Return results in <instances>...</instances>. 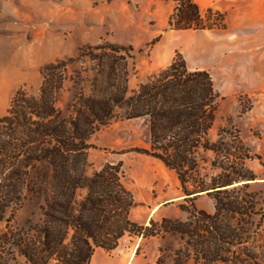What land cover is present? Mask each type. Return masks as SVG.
<instances>
[{"label": "trees", "instance_id": "obj_1", "mask_svg": "<svg viewBox=\"0 0 264 264\" xmlns=\"http://www.w3.org/2000/svg\"><path fill=\"white\" fill-rule=\"evenodd\" d=\"M213 14L207 12L208 20ZM168 26L176 31L219 28L192 0H176ZM133 52L132 46L111 42L84 46L76 57L41 68L38 95L22 89L13 97L0 118V264H90L97 249L112 252L125 236L185 235L199 216L217 226L225 214L255 213L247 193L231 199L236 189L228 190L255 179L244 170L250 153L238 135L226 142L224 130L210 139L222 99L211 74L191 70L178 55L130 93ZM68 82L78 84L80 92L65 115L58 101ZM116 120H144L148 147L133 151L176 173L185 200L192 203L191 209L181 206L190 214L188 222H133L135 200L124 184L121 162L85 175L92 137ZM208 152L214 157L206 161ZM202 162L216 174L201 173ZM79 189L86 195L77 201ZM202 194L215 200L213 216L194 204ZM38 199L37 219L18 225L16 213L27 200Z\"/></svg>", "mask_w": 264, "mask_h": 264}, {"label": "rangeland", "instance_id": "obj_2", "mask_svg": "<svg viewBox=\"0 0 264 264\" xmlns=\"http://www.w3.org/2000/svg\"><path fill=\"white\" fill-rule=\"evenodd\" d=\"M175 6L176 0H0V118L19 90L38 95L42 67L74 58L84 46L111 42L134 48L129 66L130 93L181 55L191 70L210 72L222 97L210 139L217 140L224 130L226 142L238 135L250 153L244 170L255 179L235 183L228 190L236 189L231 199L247 193L255 213L244 218L225 214L217 226L199 216L185 235L167 233L148 239L125 236L117 251L143 253L147 264H264V83L248 81L233 91L226 67L221 66L231 54L226 44L231 41L223 35L224 14L214 13L209 20L204 15L207 22L219 24L214 29L219 31L216 37L208 32L212 30L176 31L168 26ZM208 41L217 45L216 52L209 51ZM69 71L73 75L72 69ZM79 92L78 84L66 83L58 101L65 115ZM148 141L144 120L112 121L92 137L85 175L91 177L106 163L121 162L124 184L135 200L131 212L134 221L145 226L151 220L188 222L190 214L181 206L191 209L192 203L185 197L164 212L152 213L159 201L183 193L174 171L133 151L147 148ZM204 155L206 161L214 157L211 152ZM200 172L216 174L210 171L209 162L201 163ZM85 195L86 190L79 189L77 201ZM202 195L194 204L213 216L215 200ZM41 204L40 199L27 200L16 213V223L24 225L37 219ZM3 225L0 222V229Z\"/></svg>", "mask_w": 264, "mask_h": 264}, {"label": "crops", "instance_id": "obj_3", "mask_svg": "<svg viewBox=\"0 0 264 264\" xmlns=\"http://www.w3.org/2000/svg\"><path fill=\"white\" fill-rule=\"evenodd\" d=\"M192 1L199 7L203 16L206 15L209 10H211L213 13L224 14L226 28L223 31V35L226 37V39H230L231 41L230 45L229 43H226L231 49V54L226 56L229 58L224 60L223 62L225 64L221 66L226 67L224 72L232 83V90L238 91L240 87L243 86L244 83H248V81L255 85L263 84L264 0ZM208 32L212 33V35L215 37L219 34V31L214 30ZM207 46L210 52L217 51V45L213 41H208ZM202 197H204V195H201L196 200V202L202 199ZM180 199H184L183 194L176 197L168 196L159 201L157 205L153 207L152 213L156 211L164 212V210L168 209L174 201ZM131 220L135 223L138 222L137 224L139 225L144 224H140L139 221H134L132 218ZM144 222H146V220ZM143 255V253L140 254L134 250L129 252L117 251L116 249L112 252H106L103 249H97L90 264H147Z\"/></svg>", "mask_w": 264, "mask_h": 264}, {"label": "bare ground", "instance_id": "obj_4", "mask_svg": "<svg viewBox=\"0 0 264 264\" xmlns=\"http://www.w3.org/2000/svg\"><path fill=\"white\" fill-rule=\"evenodd\" d=\"M156 210V209H155ZM154 212V211H153Z\"/></svg>", "mask_w": 264, "mask_h": 264}]
</instances>
